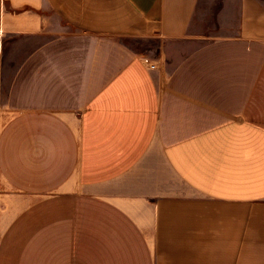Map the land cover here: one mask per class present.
I'll list each match as a JSON object with an SVG mask.
<instances>
[{"label":"crops","instance_id":"crops-1","mask_svg":"<svg viewBox=\"0 0 264 264\" xmlns=\"http://www.w3.org/2000/svg\"><path fill=\"white\" fill-rule=\"evenodd\" d=\"M206 1L0 0V264H264V0Z\"/></svg>","mask_w":264,"mask_h":264},{"label":"rangeland","instance_id":"rangeland-1","mask_svg":"<svg viewBox=\"0 0 264 264\" xmlns=\"http://www.w3.org/2000/svg\"><path fill=\"white\" fill-rule=\"evenodd\" d=\"M207 3L204 5L201 10L199 9L197 26L201 31H213L215 25H217V13L219 4L217 0H207Z\"/></svg>","mask_w":264,"mask_h":264},{"label":"built area","instance_id":"built-area-1","mask_svg":"<svg viewBox=\"0 0 264 264\" xmlns=\"http://www.w3.org/2000/svg\"><path fill=\"white\" fill-rule=\"evenodd\" d=\"M151 68H153V66L151 65Z\"/></svg>","mask_w":264,"mask_h":264}]
</instances>
